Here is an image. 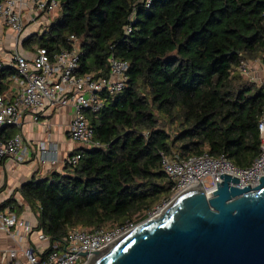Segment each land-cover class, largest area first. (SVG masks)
<instances>
[{
    "label": "trees",
    "instance_id": "16d2710c",
    "mask_svg": "<svg viewBox=\"0 0 264 264\" xmlns=\"http://www.w3.org/2000/svg\"><path fill=\"white\" fill-rule=\"evenodd\" d=\"M58 1V16L24 48L36 40L57 51L74 35L77 73L107 77L113 55L128 64L127 84L98 113H85L98 147L73 149L75 167L35 174L1 209H28L53 245L71 231L121 226L136 215L143 221L173 190L161 155L207 153L251 165L264 90L238 68L264 61V0ZM16 74L0 59L1 91ZM16 132L5 127L0 138Z\"/></svg>",
    "mask_w": 264,
    "mask_h": 264
},
{
    "label": "built area",
    "instance_id": "2783aa9c",
    "mask_svg": "<svg viewBox=\"0 0 264 264\" xmlns=\"http://www.w3.org/2000/svg\"><path fill=\"white\" fill-rule=\"evenodd\" d=\"M59 7L58 0L0 2V59L17 73L8 89L0 90V131L5 127L19 130L9 138H0V162L10 160L20 165L26 161L30 149L47 170L59 171V164L64 166L65 163L75 167L80 160L79 154L63 160L58 145L52 142H40L35 149L33 144L26 142L22 129L27 123L46 127L48 122L45 121L55 112L70 109L67 129L70 142L87 148L98 147L85 113H98L108 103V98L126 87L128 64L113 55L108 58L107 77H99L95 72L77 73L80 51L74 35L69 37L68 48L56 51L36 44L30 45V52L26 51L24 43L33 36L44 35ZM261 25L264 28V14ZM238 71L264 90V61L242 62ZM257 129L258 155L246 168L234 166L224 156L212 157L207 153L188 158L161 155V168L173 182V190L162 208L149 212L148 218L154 219L178 196L190 190L202 188L209 197L221 182V175L238 179L239 187L258 186L264 177V105ZM5 200H0V234L11 239L13 246L2 252L1 264H87L91 257L83 258L81 254L102 253L137 227L133 222H126L91 232L75 230L63 242L50 245L49 239L36 231L35 219H26L9 207L1 209Z\"/></svg>",
    "mask_w": 264,
    "mask_h": 264
},
{
    "label": "water",
    "instance_id": "95a60500",
    "mask_svg": "<svg viewBox=\"0 0 264 264\" xmlns=\"http://www.w3.org/2000/svg\"><path fill=\"white\" fill-rule=\"evenodd\" d=\"M207 197L202 188L178 196L102 253L95 264H264V177L255 188L221 175Z\"/></svg>",
    "mask_w": 264,
    "mask_h": 264
},
{
    "label": "crops",
    "instance_id": "0c3cea01",
    "mask_svg": "<svg viewBox=\"0 0 264 264\" xmlns=\"http://www.w3.org/2000/svg\"><path fill=\"white\" fill-rule=\"evenodd\" d=\"M26 51L30 52L31 48H26ZM70 117V109H62L55 112L49 120L45 121L48 122V126L44 127L40 124L32 125L27 123L21 132L26 142L33 144L35 149L40 142L56 143L60 151V156L64 160L73 149L79 147L78 145L71 143L67 136ZM64 140H67V142L65 141L64 143ZM28 153L29 155L26 161L20 165H16L10 160H3L0 162V200L8 199L13 193H15L16 189H18L21 184L31 179L35 174L38 176L46 174L45 170L47 169L43 168L38 163L30 149L28 150ZM59 167V171H62L63 166L60 165ZM13 197L18 203H21L18 194L13 195ZM22 214L26 219H29L31 215V213L29 214L28 209H25ZM12 246L13 241L11 239L3 234L2 236L0 235V264L2 252Z\"/></svg>",
    "mask_w": 264,
    "mask_h": 264
},
{
    "label": "rangeland",
    "instance_id": "374dc122",
    "mask_svg": "<svg viewBox=\"0 0 264 264\" xmlns=\"http://www.w3.org/2000/svg\"><path fill=\"white\" fill-rule=\"evenodd\" d=\"M58 14H59V12H57L56 14H54L53 15V18H55V17H57L58 16ZM26 26H28V24L26 25ZM35 39H36V37H35ZM30 44H31V46H35L36 44H37V41L36 40H33V41H31L30 42ZM18 132H19V130H17ZM65 141L67 142V140H64V143H65ZM59 166H60V164H59ZM60 169V167L58 168V170ZM166 202V200H164V201H162L160 204H158V205H156L154 208H153V210H155L157 207H159V208H162V206L164 205V203ZM151 212V211H150ZM163 212V211H162ZM30 214V213H29ZM147 214V215H146ZM144 215H146L145 216V219L143 220V221H140L139 219H138V215H136V216H134L133 218H132V221H133V226L134 227H136V226H139L141 223H143L144 221H146L147 219H149L148 217H149V215H148V213H145ZM30 217L33 219V215L31 214L30 215ZM1 236H2V234H0ZM41 246V245H40ZM39 246V247H40ZM43 246H46V245H43ZM79 264V263H78Z\"/></svg>",
    "mask_w": 264,
    "mask_h": 264
},
{
    "label": "bare ground",
    "instance_id": "6f19581e",
    "mask_svg": "<svg viewBox=\"0 0 264 264\" xmlns=\"http://www.w3.org/2000/svg\"><path fill=\"white\" fill-rule=\"evenodd\" d=\"M197 189H198V188H197ZM168 207H170V205H169ZM168 207H167V208H168ZM167 208H165V209H167ZM162 211H164V210H161V211L158 213V216L155 217L154 219L160 217V216L162 215V213H163ZM98 257H99V256H98ZM98 257H96V256L91 257V258L89 259V262H88L87 264H95V262L97 261Z\"/></svg>",
    "mask_w": 264,
    "mask_h": 264
}]
</instances>
